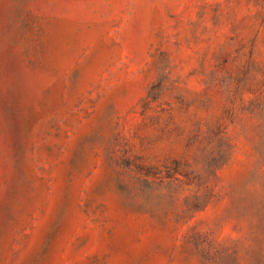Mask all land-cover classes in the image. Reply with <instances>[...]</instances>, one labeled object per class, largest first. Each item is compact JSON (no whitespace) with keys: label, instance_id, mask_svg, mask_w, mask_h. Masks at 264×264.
Listing matches in <instances>:
<instances>
[{"label":"rangeland","instance_id":"374dc122","mask_svg":"<svg viewBox=\"0 0 264 264\" xmlns=\"http://www.w3.org/2000/svg\"><path fill=\"white\" fill-rule=\"evenodd\" d=\"M0 264H264V0H0Z\"/></svg>","mask_w":264,"mask_h":264}]
</instances>
